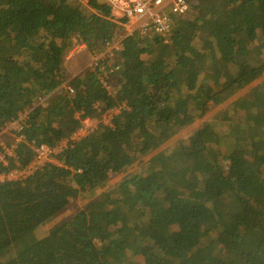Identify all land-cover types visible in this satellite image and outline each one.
I'll return each instance as SVG.
<instances>
[{
  "label": "trees",
  "instance_id": "obj_1",
  "mask_svg": "<svg viewBox=\"0 0 264 264\" xmlns=\"http://www.w3.org/2000/svg\"><path fill=\"white\" fill-rule=\"evenodd\" d=\"M188 1L168 44L107 51L102 0H0V133L28 111L0 175L68 140L77 114L120 110L62 165L0 182V264H264V0Z\"/></svg>",
  "mask_w": 264,
  "mask_h": 264
},
{
  "label": "built area",
  "instance_id": "obj_2",
  "mask_svg": "<svg viewBox=\"0 0 264 264\" xmlns=\"http://www.w3.org/2000/svg\"><path fill=\"white\" fill-rule=\"evenodd\" d=\"M114 10L120 11L124 14L125 17V28H126V38L134 39L138 36H148L152 33H155L160 37L161 41L165 44L169 43L170 31L172 29L173 20L178 16L188 15L191 10V5L188 0H105ZM120 110L112 109L106 112L102 119L108 115L114 116V113ZM28 111L24 110L19 113L17 120H20L21 123L26 120ZM102 119L97 121L93 118L94 121L103 123L104 125L112 126L113 123L110 121L102 122ZM86 119L79 123V127L75 130L72 136L66 140L62 141L56 147L52 148L46 144L42 146H33L34 157L30 163L24 167H15L9 172L0 175V182L6 180H17L20 178H26L36 170L43 167L47 163L62 165L57 157V155L63 151L64 148L69 145L74 146L75 143L85 137H87L92 131L97 129L98 125L95 128L89 129L86 126ZM14 122L11 123V125ZM15 124V123H14ZM10 128V127H9ZM4 132H1V134ZM21 139L18 140L20 142ZM12 152L10 155H6L5 158L13 157L18 158L16 154L17 145L12 146ZM4 150V149H3ZM3 162V161H1ZM7 164V163H5Z\"/></svg>",
  "mask_w": 264,
  "mask_h": 264
},
{
  "label": "rangeland",
  "instance_id": "obj_3",
  "mask_svg": "<svg viewBox=\"0 0 264 264\" xmlns=\"http://www.w3.org/2000/svg\"><path fill=\"white\" fill-rule=\"evenodd\" d=\"M117 11V10H116ZM117 13L119 14V16L121 17V19H124L125 20V17H124V14L122 13V12H120V11H117ZM101 26V25H100ZM102 27V26H101ZM107 31L109 32V33H114L116 30H113V29H110V28H108L107 29ZM116 34V33H115ZM119 45V44H118ZM85 54H89L88 53V51H85L84 52V55ZM76 56H74V53H73V55H72V57L70 58V59H73V58H75ZM87 61H90L89 62V64H87V65H85V66H82L80 69H79V71H83V70H85L88 66L90 67H93V65H94V63H96V58L94 57V56H88V59H86ZM78 75V74H77ZM264 77V76H263ZM262 80H263V83H264V79L263 78H260L258 81L259 82H261L262 83ZM235 104V103H234ZM232 106H234L233 104H230V105H228V106H225L224 108H222L221 110H219V111H215L214 113H212L207 119H206V121L203 123V125H201V126H199L198 128H194V131H196L197 129H199V128H202V127H204L205 125H207L208 123H211V122H216L217 121V119H219L222 115H224V114H226L227 112H229L230 110H231V108H232ZM119 113V111L117 112V114ZM116 114V112L114 113V115ZM105 116V115H104ZM77 117H78V119H79V123H81L82 121H84V120H86V119H89L90 121H86L85 123H87L86 124V126H88L89 127V129H92V128H95L98 124H99V122H96V121H94L93 120V118L92 117H83V116H81L80 117V115L79 114H77ZM113 117H112V115H108V118H107V115H106V117H105V119L103 118L102 119V122H104V121H110L111 119H112ZM15 123V124H14ZM14 123L10 126V130H9V132H7L5 135L6 136H10V137H12V138H14L15 140H14V142H13V144L11 145V146H8L7 144H5V145H3L2 147V150L0 151V162L1 161H3L2 163L4 164V165H6L5 163H8V160L5 158V156L6 155H10V153L12 152V146L14 147V145L16 146V144H15V142H16V140H17V137H18V139H21V136H18L19 135V133L18 132H20V130L22 129V127L24 126V124L23 123H21V121L20 120H15L14 121ZM191 133H188L186 136L188 137L189 135H190ZM6 136H4V134L2 133L1 135H0V140H1V144H3L4 143V140H5V138H6ZM177 139H182V137H179V138H177ZM179 141V140H178ZM176 142V141H175ZM174 142V144H176ZM228 147H229V145H228ZM4 149V150H3ZM227 149H229V148H227ZM226 152V151H225ZM111 190V189H110ZM77 208H76V210H74V209H71L70 210V212H69V214H74V213H76V212H78L79 210H82L83 208H85L84 207V203L83 202H81V203H79L77 206H76ZM58 225H60V221H56V223L55 222H53V223H51L49 226H50V230L52 229V228H54V227H56V226H58ZM48 230V229H47ZM47 230H45L44 229V231L42 232V233H40V238H42L43 236H44V234H45V232L47 231ZM49 230V231H50ZM31 235V234H30ZM34 236V235H33ZM30 238H32V236H30ZM39 238V239H40ZM38 239V240H39ZM23 243H21L20 245H22ZM19 245V246H20ZM15 253H17V252H12V253H10V257L11 256H13V255H15ZM133 259H135L138 263H143V264H146L147 262H151V263H153L154 264V261H153V259H151V258H149V257H142V256H140V255H138V254H136V252H135V255H133Z\"/></svg>",
  "mask_w": 264,
  "mask_h": 264
},
{
  "label": "crops",
  "instance_id": "obj_4",
  "mask_svg": "<svg viewBox=\"0 0 264 264\" xmlns=\"http://www.w3.org/2000/svg\"><path fill=\"white\" fill-rule=\"evenodd\" d=\"M102 1L106 2L105 0H102ZM107 6L110 8V14L107 16V29L110 28V29L116 30L114 33H110V34L118 37L117 40H115L112 45H109L107 43V51H108V50L118 47L119 46L118 44L124 39H126L125 37L126 28H125V20L121 19L117 11L114 10L109 4H107ZM107 33L109 32L107 31ZM82 47L83 46H81V48Z\"/></svg>",
  "mask_w": 264,
  "mask_h": 264
}]
</instances>
